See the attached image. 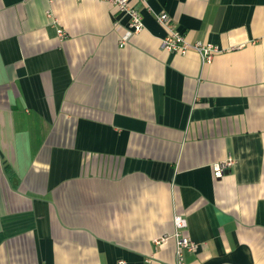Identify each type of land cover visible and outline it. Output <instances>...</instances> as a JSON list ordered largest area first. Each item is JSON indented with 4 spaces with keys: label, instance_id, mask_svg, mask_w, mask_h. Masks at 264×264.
I'll use <instances>...</instances> for the list:
<instances>
[{
    "label": "crops",
    "instance_id": "obj_1",
    "mask_svg": "<svg viewBox=\"0 0 264 264\" xmlns=\"http://www.w3.org/2000/svg\"><path fill=\"white\" fill-rule=\"evenodd\" d=\"M135 6L121 45L106 1L0 0V264L172 263L174 214L187 264H264V0Z\"/></svg>",
    "mask_w": 264,
    "mask_h": 264
},
{
    "label": "built area",
    "instance_id": "obj_2",
    "mask_svg": "<svg viewBox=\"0 0 264 264\" xmlns=\"http://www.w3.org/2000/svg\"><path fill=\"white\" fill-rule=\"evenodd\" d=\"M110 3L114 9L127 17L128 24L125 32L120 37V44L124 45L129 37L139 32L143 28L142 16L140 10L135 6V3L145 5L147 0H103ZM155 20L165 30V35L161 39V47L166 51H173L179 54H185L187 51L192 50L196 52L201 61L210 63L214 54L220 49L211 43H204L200 40L188 42L184 36L171 24L169 17L166 13H158L155 15ZM59 38H64L66 33L61 28L56 30ZM234 164L231 157L215 162L211 165L212 176L220 178L228 173ZM173 232L170 235L164 234L154 239L156 244H163L168 239L174 241L175 261L166 264H187L185 261V252L196 251L198 245L193 241L184 231L187 228L186 217L174 214L172 218ZM146 264H150V260H146Z\"/></svg>",
    "mask_w": 264,
    "mask_h": 264
}]
</instances>
